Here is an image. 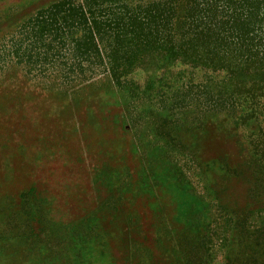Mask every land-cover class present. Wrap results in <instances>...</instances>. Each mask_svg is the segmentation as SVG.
Masks as SVG:
<instances>
[{
	"label": "rangeland",
	"instance_id": "374dc122",
	"mask_svg": "<svg viewBox=\"0 0 264 264\" xmlns=\"http://www.w3.org/2000/svg\"><path fill=\"white\" fill-rule=\"evenodd\" d=\"M167 1L0 0V264H264V0Z\"/></svg>",
	"mask_w": 264,
	"mask_h": 264
},
{
	"label": "trees",
	"instance_id": "16d2710c",
	"mask_svg": "<svg viewBox=\"0 0 264 264\" xmlns=\"http://www.w3.org/2000/svg\"><path fill=\"white\" fill-rule=\"evenodd\" d=\"M167 2V15L169 14L168 34H170L171 43L170 52L171 54L180 53L184 58H190L191 56L186 53L185 45L186 43L196 41L200 35V24L195 18V9L200 6V0H168ZM193 9L194 13L192 14ZM158 37L159 32L156 31L154 38L157 39ZM218 48V45L215 46L216 50ZM114 53L116 54V52ZM210 53L213 54L212 51ZM113 61L116 62L118 59ZM215 63H222V60L216 61ZM114 69L115 67H112V71Z\"/></svg>",
	"mask_w": 264,
	"mask_h": 264
}]
</instances>
